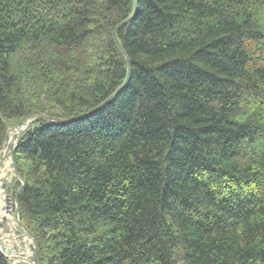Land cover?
<instances>
[{
  "label": "trees",
  "instance_id": "16d2710c",
  "mask_svg": "<svg viewBox=\"0 0 264 264\" xmlns=\"http://www.w3.org/2000/svg\"><path fill=\"white\" fill-rule=\"evenodd\" d=\"M134 8L0 0V150L10 124L76 118L124 84L114 31ZM117 37L118 96L18 143L39 264H264V0H139ZM4 199L20 262L32 238L11 240Z\"/></svg>",
  "mask_w": 264,
  "mask_h": 264
},
{
  "label": "water",
  "instance_id": "95a60500",
  "mask_svg": "<svg viewBox=\"0 0 264 264\" xmlns=\"http://www.w3.org/2000/svg\"><path fill=\"white\" fill-rule=\"evenodd\" d=\"M138 3H139V0H134L135 8H134L133 14L128 19L121 22L114 31V38H115L121 52L123 53V55L125 56V58L127 60L128 72H127V77H126L124 84L112 96H110L106 101H104L103 103H101L100 105H98L97 107L92 109L91 111H89V112H87L81 116H78L76 118L70 119V120L59 119V118L47 116L44 114H35V115H33V116L23 120V121H20L17 124V126L15 128H13L14 130L8 128L7 140H6L4 148L1 149L0 152L1 153L3 151L6 152L7 153L6 155L10 157V159H11V161H10L11 170L9 172H7L4 176V178L2 179L1 189L5 193V202H6L7 210L11 211L13 209V205H15L16 218H17V222L19 223V226H21L26 231V233L32 238V242H30V244H29V247H30V250L32 251V254H30L29 256L21 255L20 256L21 257L20 262H24L27 264H39V248H38V243H37L35 237L33 236L30 229L21 221L20 214H19L20 209H19V198L18 197H19L20 192L24 188L25 180L20 173L18 163H17V159H16V149L18 147V143L23 138L25 133L30 128H32L36 122H38L40 120H45L49 123H67V122L79 120V119L85 118L87 116H90L93 113L97 112L98 110L104 108L110 102H112L118 96V94L128 85L130 78H131L132 63H131V59L128 56V54L126 53L124 47L122 46V44L118 40L117 30L120 27H122L123 25H125L126 23L130 22L134 18L136 11L138 9ZM2 158H3V160L0 162V166H3V163H4V160L6 159V156L4 155ZM16 179H18L21 182L22 186L18 190L17 194L15 195V198L13 199L11 194L7 193L6 191H7V187L9 185H11L13 183V181ZM6 221H7L6 217H3L2 220H0V229L5 227ZM18 232L19 231L17 230L16 233H18ZM0 250L3 252V254L8 259H10L12 261L13 264H20V262H16L15 255L12 254L13 249L9 246H6V244H4V243L2 245L1 240H0Z\"/></svg>",
  "mask_w": 264,
  "mask_h": 264
},
{
  "label": "rangeland",
  "instance_id": "374dc122",
  "mask_svg": "<svg viewBox=\"0 0 264 264\" xmlns=\"http://www.w3.org/2000/svg\"><path fill=\"white\" fill-rule=\"evenodd\" d=\"M17 126V123H14V124H10L9 125V128L10 129H13V128H15ZM1 160H3V158H1ZM0 160V161H1ZM9 191H7V193H8ZM10 193V192H9ZM11 195H12V197H13V199H14V194L13 193H10ZM13 214H14V216H15V218H16V208H15V206L13 207ZM16 221H17V218H16ZM6 232H8V233H11V235H10V238H11V240H13V241H15V238L17 237V238H22L23 237V235L26 233V231L21 227V226H19V223L17 222V227H16V229H12V227L11 228H9L8 226H7V228H6ZM19 231L18 233H16V231ZM15 231V232H14ZM16 235V236H15ZM24 239L22 238L21 239V242H23V245L25 246V243H24V241H23ZM4 244H6V243H4ZM13 244V243H12ZM6 246H9V247H11L10 245H6ZM18 251H20V249H18ZM17 262V261H16ZM20 264H27V263H24V262H20Z\"/></svg>",
  "mask_w": 264,
  "mask_h": 264
},
{
  "label": "bare ground",
  "instance_id": "6f19581e",
  "mask_svg": "<svg viewBox=\"0 0 264 264\" xmlns=\"http://www.w3.org/2000/svg\"><path fill=\"white\" fill-rule=\"evenodd\" d=\"M10 159V157L9 156H6V159L4 160V163H3V166H0V176H1V174H3V172H5V173H7L8 171H10L11 170V168H10V161H11V159H10V161H8ZM2 161V160H1ZM0 161V162H1ZM9 169V170H8ZM8 170V171H7ZM0 188H1V186H0ZM2 190V189H1ZM4 192V191H3ZM5 200V199H4ZM5 211H6V213H7V215H9V214H11L12 212H13V209L11 210V211H8L7 210V208H6V202H5ZM14 213V212H13ZM0 230H2V229H0ZM0 240H1V237H0ZM1 244H2V240H1ZM3 245V244H2ZM17 258V256H15V259Z\"/></svg>",
  "mask_w": 264,
  "mask_h": 264
},
{
  "label": "crops",
  "instance_id": "0c3cea01",
  "mask_svg": "<svg viewBox=\"0 0 264 264\" xmlns=\"http://www.w3.org/2000/svg\"><path fill=\"white\" fill-rule=\"evenodd\" d=\"M0 157L2 158L1 152H0ZM9 186H10V185H9ZM9 186L7 187V191H8ZM7 191H6V192H7ZM8 193H9V192H8ZM6 228H7V227H6ZM6 231H7V230H6Z\"/></svg>",
  "mask_w": 264,
  "mask_h": 264
}]
</instances>
